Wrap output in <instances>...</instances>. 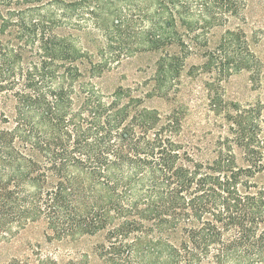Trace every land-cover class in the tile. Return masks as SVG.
I'll return each instance as SVG.
<instances>
[{"label":"trees","instance_id":"1","mask_svg":"<svg viewBox=\"0 0 264 264\" xmlns=\"http://www.w3.org/2000/svg\"><path fill=\"white\" fill-rule=\"evenodd\" d=\"M246 6L0 0V243L42 222L49 240L102 234L103 264H264V103L223 89L262 61L239 26L209 46L210 31L243 21ZM147 51L162 53L147 95L92 81ZM195 54L190 72L206 76L220 128L206 141L183 139L182 108L144 104L173 99Z\"/></svg>","mask_w":264,"mask_h":264},{"label":"rangeland","instance_id":"2","mask_svg":"<svg viewBox=\"0 0 264 264\" xmlns=\"http://www.w3.org/2000/svg\"><path fill=\"white\" fill-rule=\"evenodd\" d=\"M245 19L232 18L225 26H217L209 33V46H215L227 27H241L256 54L262 61L261 71L255 75L247 70L232 75L223 82L225 97L241 103L261 101L264 103V0H247ZM85 47L95 51L96 46L88 36L81 34ZM171 52L176 46L169 47ZM161 51L138 53L122 60L92 81L104 93H112L122 87L134 89L136 95H147L155 89L157 61ZM200 54L190 56L176 89L173 99L153 95L146 97L145 105L157 108L166 114L176 106L185 111L183 139L197 141L199 137L209 140L213 136L207 131L220 129L214 125L204 82L205 75L195 76L190 69L202 62ZM222 121V117H217ZM261 179V178H260ZM103 239L102 234L82 235L76 238L49 240L44 223H32L21 229L10 241L0 243V264H103L96 252V245Z\"/></svg>","mask_w":264,"mask_h":264}]
</instances>
